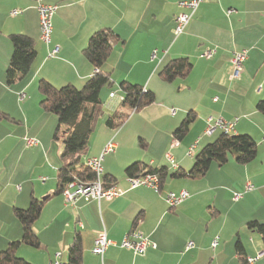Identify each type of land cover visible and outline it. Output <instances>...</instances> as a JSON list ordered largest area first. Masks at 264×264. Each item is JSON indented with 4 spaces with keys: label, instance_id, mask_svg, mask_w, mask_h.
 Instances as JSON below:
<instances>
[{
    "label": "crops",
    "instance_id": "1",
    "mask_svg": "<svg viewBox=\"0 0 264 264\" xmlns=\"http://www.w3.org/2000/svg\"><path fill=\"white\" fill-rule=\"evenodd\" d=\"M42 1L58 5L48 44L39 39L35 0H0V113L7 115L0 116V251L20 239L21 226L13 207L26 208L32 196L44 199L33 222L41 247L21 244L16 251L28 264H47L57 251L66 261V250L76 234L82 243L81 264H100L91 247L102 230L116 243L104 251V264H239L237 240L246 257L262 250L260 235L248 230L246 223L264 222V115L256 109L257 101L264 99V0H200L178 36L174 35L175 16L186 10L178 5L181 0ZM14 8L21 12L11 16ZM100 28L107 30L112 43L104 64L111 88L121 96L119 83L126 80L151 90L155 99L130 114L119 128L99 126L82 153V161L96 156L112 138L117 148L104 155L102 176H114L124 193L99 201L79 197L66 204L62 194L53 193L61 143L53 138L55 115L39 105L38 81L81 87L94 68L81 51L89 35ZM12 33L31 37L36 56L29 72L8 85L5 69L13 50ZM54 46L58 52L48 56ZM210 47L216 48L213 56L200 57ZM241 49L247 50V57L239 78L230 79L232 53ZM177 57L189 59L190 71L172 82L163 81L159 71ZM189 112L194 120L177 139L174 131ZM208 115L236 119L235 132L249 134L256 142L255 158L240 164L229 154L225 163H211L202 176L171 177L177 169L189 170L195 153L221 132L203 133ZM26 136L38 143L27 145ZM139 137L146 140V148L137 143ZM174 139L177 144L171 146ZM195 141L193 155L188 156L187 149ZM137 160L167 168L169 174L159 191L128 188L124 168ZM41 177L46 180L42 182ZM181 189L189 196L168 206L166 193ZM234 192L241 197L234 200ZM131 229L140 230L156 247L142 255L120 247L118 243ZM215 235L218 244L212 249ZM189 240L194 246L185 251ZM253 264H264V256Z\"/></svg>",
    "mask_w": 264,
    "mask_h": 264
},
{
    "label": "trees",
    "instance_id": "2",
    "mask_svg": "<svg viewBox=\"0 0 264 264\" xmlns=\"http://www.w3.org/2000/svg\"><path fill=\"white\" fill-rule=\"evenodd\" d=\"M12 43V54L5 69V81L8 85L24 77L31 69V64L36 56L35 41L22 33L9 35ZM112 43L110 34L106 29L100 28L93 31L86 45L82 49L85 59L97 69L91 73L81 87L67 84L55 87L45 79H39L38 90L42 95L39 105L49 113L55 115L57 124L53 138L61 142V165L57 170L55 194H61L67 184L73 180L89 181L95 174L81 160V154L88 146L90 135L95 129L98 119L102 116L103 101L100 91L104 86L111 88L109 72L104 68L105 61L110 55ZM192 67L186 57H177L169 60L159 71L163 81L172 82L177 77H184ZM121 99L115 110L105 118V125L110 128H119L130 116V112L139 111L154 102L155 96L151 90H145L141 85L122 80L119 83ZM113 92V90H110ZM109 91V92H110ZM256 109L264 115V99L257 101ZM0 116L7 117L0 113ZM194 120V113L189 112L175 129L177 139H181ZM138 144L146 148L147 142L139 137ZM257 145L254 139L246 133H224L210 143L204 145L193 156V164L187 171L176 170L170 173L171 177H197L204 175L211 163L223 164L228 155L233 154L235 161L245 164L256 156ZM125 175L155 173L160 182L169 174L165 166L153 167L143 161L131 162L124 168ZM116 178L103 175L105 186L115 184ZM44 199L32 196L26 208L14 206L13 213L21 226V237L14 240L0 251V264H28L26 260L16 255L21 244L39 248L41 243L37 237L33 222L39 216ZM250 231H256L264 247V222L251 220L246 223ZM264 249V248H263ZM67 259L63 264H81L82 243L79 234L67 248ZM235 252L239 264H246L244 247L239 240L235 242Z\"/></svg>",
    "mask_w": 264,
    "mask_h": 264
},
{
    "label": "built area",
    "instance_id": "3",
    "mask_svg": "<svg viewBox=\"0 0 264 264\" xmlns=\"http://www.w3.org/2000/svg\"><path fill=\"white\" fill-rule=\"evenodd\" d=\"M36 1V10L38 14V24H39V39L48 44L51 40V33H52V16L58 8L57 4L54 3H45L42 0H35ZM200 0H181L178 2V5L181 8H185V11L179 12L175 17V26H174V35L178 36L181 34L190 20L193 12L196 10ZM232 10L229 9L227 12H231ZM21 12L20 9L14 8L10 10V15L15 16ZM215 47H210L203 50L200 53V57L203 58H211L215 52ZM58 52V46H54L48 50V56H54ZM247 57V50L241 49L236 50L232 53L231 56V66L232 70L229 75L230 79H238L242 64ZM97 69L94 67L93 72H96ZM110 98L115 96V92H110ZM24 94L22 92L19 93V99H22ZM121 98V97H120ZM175 110L171 109V114H174ZM235 120H228L221 115H208L205 118V127L203 133L206 135L212 134L215 130H220L224 133H232L235 132ZM264 141V136L262 137ZM25 142L27 145H36L38 141L33 137H25ZM177 141L174 139L172 141L171 146L176 145ZM197 144L195 141L191 144L187 149V155L192 156L194 148ZM117 148L116 142L111 138L109 139L101 149L100 153L96 156L88 157L84 160L85 166H87L94 174L95 178L89 181H81V180H73L67 184V186L63 189L62 195L64 198V202L66 204H72L77 198L83 197L86 200L89 199H111L117 197L124 193V191L116 186L115 184H111L105 186L103 183V167H102V160L105 154L113 153ZM169 162L175 166V162L173 157L169 154H165ZM40 180L44 182L46 177H41ZM126 181L128 183V188H136L138 186H146L155 191H159L160 189V178L155 173H144V174H137V175H126ZM189 196L188 192L185 189H181L178 192L168 191L165 195V201L167 202L168 206L173 207L180 203L181 201L185 200ZM241 197V193L234 192L232 198L237 200ZM219 237L215 235L210 243V247L214 249L218 244ZM116 243L107 237V234L104 230L98 232L93 240V245L91 247V252L100 257V264H104L103 262V254L106 248L109 245H115ZM120 247L128 248L132 250L135 255H142L148 248H155L156 244L151 239H149L146 235H144L138 229H131L129 230L123 238L118 243ZM194 246L193 241L189 240L186 242L184 246V250L187 251ZM264 256V249L258 251L254 256L246 257V264H253L258 259ZM47 264H63L62 260V252L57 251L54 255L52 261L48 262Z\"/></svg>",
    "mask_w": 264,
    "mask_h": 264
},
{
    "label": "rangeland",
    "instance_id": "4",
    "mask_svg": "<svg viewBox=\"0 0 264 264\" xmlns=\"http://www.w3.org/2000/svg\"><path fill=\"white\" fill-rule=\"evenodd\" d=\"M176 17V16H175ZM111 79V78H110ZM109 90H114L115 91V97L111 98L108 97V93ZM106 95V96H105ZM100 97L101 98H105V102L103 103V107H102V111L103 114L102 116L98 119L97 124L95 125V130H93L92 132V136L93 134L96 132V130H98L97 128H99V126L104 125L105 124V118L107 117L108 114L112 113L115 108L117 107V105L120 102V95L117 93L116 89L114 88H108L107 86H104L101 91H100ZM112 106H114V108H111ZM111 108V109H109ZM135 112V111H134ZM137 112V111H136ZM133 112H130V114H132ZM128 119V118H127ZM218 133V132H216ZM91 136V135H90ZM56 142V141H55ZM59 143H61L60 141H57ZM89 143V142H88ZM137 143H138V139H137ZM83 159V154H81V160Z\"/></svg>",
    "mask_w": 264,
    "mask_h": 264
},
{
    "label": "water",
    "instance_id": "5",
    "mask_svg": "<svg viewBox=\"0 0 264 264\" xmlns=\"http://www.w3.org/2000/svg\"><path fill=\"white\" fill-rule=\"evenodd\" d=\"M43 199V198H42Z\"/></svg>",
    "mask_w": 264,
    "mask_h": 264
}]
</instances>
